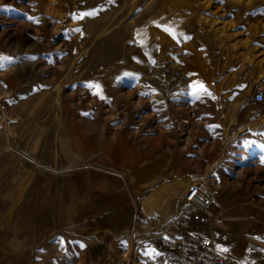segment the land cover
I'll list each match as a JSON object with an SVG mask.
<instances>
[{
  "label": "rangeland",
  "instance_id": "1",
  "mask_svg": "<svg viewBox=\"0 0 264 264\" xmlns=\"http://www.w3.org/2000/svg\"><path fill=\"white\" fill-rule=\"evenodd\" d=\"M257 88L264 0H0L3 152L35 173L101 167L136 199L179 187L174 215L197 184L219 204L192 232L241 264H264ZM166 214L137 218L126 261L166 264L145 247Z\"/></svg>",
  "mask_w": 264,
  "mask_h": 264
},
{
  "label": "crops",
  "instance_id": "2",
  "mask_svg": "<svg viewBox=\"0 0 264 264\" xmlns=\"http://www.w3.org/2000/svg\"><path fill=\"white\" fill-rule=\"evenodd\" d=\"M122 183L90 164L35 173L0 148V264H130L124 254L135 248L137 218H173L180 189L136 199ZM193 225L183 234L199 239Z\"/></svg>",
  "mask_w": 264,
  "mask_h": 264
},
{
  "label": "built area",
  "instance_id": "3",
  "mask_svg": "<svg viewBox=\"0 0 264 264\" xmlns=\"http://www.w3.org/2000/svg\"><path fill=\"white\" fill-rule=\"evenodd\" d=\"M250 102L263 103L264 90L257 88ZM245 107L244 104L241 109ZM183 200L184 207L170 222L152 227L154 232L145 241V247L152 246L162 254L166 264H241L228 253L220 251L211 237L192 239L183 234L191 230L193 224H209L214 216L213 209L219 204L218 198L194 184L184 192ZM147 250L143 251V257L148 260L150 253ZM130 264H135V261Z\"/></svg>",
  "mask_w": 264,
  "mask_h": 264
},
{
  "label": "snow or ice",
  "instance_id": "4",
  "mask_svg": "<svg viewBox=\"0 0 264 264\" xmlns=\"http://www.w3.org/2000/svg\"><path fill=\"white\" fill-rule=\"evenodd\" d=\"M95 12H88V13H84L83 15H94ZM80 18H83V16H81ZM166 31H169L174 37H175V33L172 31V29H169V28H165ZM90 87H93V88H96L97 91L99 90V86L98 85H95V84H91L89 85ZM248 143L249 142H245V146H248ZM83 246V245H82ZM227 249H225L226 251Z\"/></svg>",
  "mask_w": 264,
  "mask_h": 264
}]
</instances>
